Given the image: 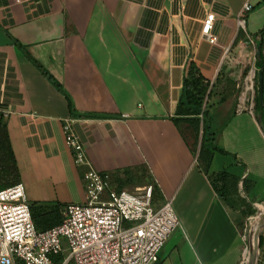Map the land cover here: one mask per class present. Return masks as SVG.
<instances>
[{
  "label": "crops",
  "instance_id": "1",
  "mask_svg": "<svg viewBox=\"0 0 264 264\" xmlns=\"http://www.w3.org/2000/svg\"><path fill=\"white\" fill-rule=\"evenodd\" d=\"M211 13L215 43L203 34ZM263 28L264 0H0V105L21 174L67 184L61 125L73 117L94 169L137 168L157 185V207L173 202L181 226L156 264H244L252 211L264 205L261 113L255 100L235 109L196 160L181 103L191 63L212 97L240 95ZM221 172L224 195L211 181Z\"/></svg>",
  "mask_w": 264,
  "mask_h": 264
},
{
  "label": "built area",
  "instance_id": "2",
  "mask_svg": "<svg viewBox=\"0 0 264 264\" xmlns=\"http://www.w3.org/2000/svg\"><path fill=\"white\" fill-rule=\"evenodd\" d=\"M252 7L246 3L243 12ZM214 18L211 13L203 23V34L211 43L217 41ZM61 128L71 158L90 167L83 175L84 199L65 206L60 224L40 230L23 182L1 189L0 264H156L181 226L173 202L154 206L152 185L136 191L113 189L90 165L75 118L64 119ZM63 238L70 248L67 257L62 255Z\"/></svg>",
  "mask_w": 264,
  "mask_h": 264
},
{
  "label": "rangeland",
  "instance_id": "3",
  "mask_svg": "<svg viewBox=\"0 0 264 264\" xmlns=\"http://www.w3.org/2000/svg\"><path fill=\"white\" fill-rule=\"evenodd\" d=\"M251 50L254 51L255 44L250 43ZM247 66L244 69V85L242 87V92L240 95L236 96H225L222 100L221 98H215L213 96L211 100L204 103V108H207L206 116H199L198 118L190 117L187 118L188 122H192V131L194 135V151L196 160H200L203 156L204 147L206 146V136L207 131L212 125V132L219 133L229 118L233 115L235 109L237 112H241L244 109H247L251 106L254 107V96L256 94V79L257 72L254 69L253 65L249 63L250 54H247ZM253 74V80L250 81L249 77L251 73ZM251 82L252 88L247 90V85ZM245 93H247L245 96ZM245 97L244 102L243 98ZM217 99L220 100L217 102ZM248 104V105H247ZM190 124V123H188ZM187 130V129H186ZM62 154L65 163V169L69 181L67 184H61L58 186L53 185L49 180H42L38 178L33 173L25 171V174L22 175L20 172L21 182H23L27 198L30 204V207H35V205L41 203L46 206L56 205L61 210L65 208L66 205L70 203L80 202L84 199L85 194V182L83 179L84 173L90 168L87 165H78L70 156V152L65 145H62ZM96 170V169H95ZM98 171V170H97ZM105 179L108 181L109 185L115 189L119 190L117 183L120 181V187H124L131 191H136L139 187H144L145 184L142 183L143 174L139 173L138 169H130L129 171L119 175L118 173H112L110 171L101 172ZM154 206L155 203L153 202ZM178 202L175 201L174 205L177 207ZM162 205V204H161ZM264 206V205H263ZM157 207V206H156ZM32 209V208H31ZM32 211V210H31ZM258 213L255 214V216ZM253 217L249 220L248 229L251 227ZM70 248L66 239H62V255L64 257L69 256ZM260 254V253H259Z\"/></svg>",
  "mask_w": 264,
  "mask_h": 264
},
{
  "label": "trees",
  "instance_id": "4",
  "mask_svg": "<svg viewBox=\"0 0 264 264\" xmlns=\"http://www.w3.org/2000/svg\"><path fill=\"white\" fill-rule=\"evenodd\" d=\"M15 44L21 46L17 40H14ZM32 58V57H31ZM33 62L42 70L44 75L61 91L64 92L62 85L55 79L53 75H51L46 69H44L39 62L35 59H32ZM256 67H257V79H256V94L254 97L255 100V109L256 111L263 116L264 120V106H261L260 102V86H261V77L263 79L264 85V28L260 33V40L258 42V52L256 59ZM189 75L193 80L191 81L188 77L185 78V88L182 98V113L187 115L186 118L199 116H206L207 108H204V103L209 101L212 97L213 89L209 82L204 81V77L201 74L198 67L191 63L189 69ZM69 107L73 114L74 106L73 102L68 97ZM4 107L0 105V190L6 187H9L13 184L21 182L20 178V169L18 165V161L11 143V138L8 129V123L5 118V114L3 112ZM206 143H211L214 137V133L212 132L210 126L207 131ZM227 173L221 172L214 177L211 178V181L220 194H225V186L227 182ZM153 186V202L161 200V193L155 184H151ZM33 219L36 223V226L40 230H46L51 227H54L57 224L62 222L61 210L58 206H46L44 204H37L35 207H31ZM252 214L255 215L256 211L253 210ZM263 244V237H260V247Z\"/></svg>",
  "mask_w": 264,
  "mask_h": 264
},
{
  "label": "water",
  "instance_id": "5",
  "mask_svg": "<svg viewBox=\"0 0 264 264\" xmlns=\"http://www.w3.org/2000/svg\"><path fill=\"white\" fill-rule=\"evenodd\" d=\"M260 102H261V106L263 107L264 106V85H263L262 77H261V86H260ZM259 121L264 127L262 114L259 115ZM262 213H263V209H260L258 214H262ZM263 228H264V216H263V220L261 221V223L259 224L257 228L256 243L255 245L250 247V260L252 264H258L259 253H260V237H261V231Z\"/></svg>",
  "mask_w": 264,
  "mask_h": 264
},
{
  "label": "bare ground",
  "instance_id": "6",
  "mask_svg": "<svg viewBox=\"0 0 264 264\" xmlns=\"http://www.w3.org/2000/svg\"><path fill=\"white\" fill-rule=\"evenodd\" d=\"M253 74L254 73H251V75L249 77V80L250 81L253 80ZM251 87H252V84L250 82L247 85V89H250ZM261 209H263V213L254 216L253 219H252L253 221H252V224H251V227H250V232H249V243H250V246H249V254H248V257H247V259H246V261H245L244 264H252L251 263V260H250V247L253 246V245H255V243H256L257 228H258L259 224L261 223V221L263 220V216H264V206Z\"/></svg>",
  "mask_w": 264,
  "mask_h": 264
}]
</instances>
